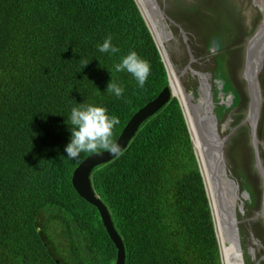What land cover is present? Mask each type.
Wrapping results in <instances>:
<instances>
[{"label":"trees","instance_id":"obj_1","mask_svg":"<svg viewBox=\"0 0 264 264\" xmlns=\"http://www.w3.org/2000/svg\"><path fill=\"white\" fill-rule=\"evenodd\" d=\"M110 35L120 48L115 56L98 51ZM133 50L150 62L147 84L140 88L130 74L113 71L125 96L108 95V69ZM215 72L223 75L218 67ZM168 86L135 0H0V264H116L118 251L100 212L72 182L86 158L109 149L67 158L66 120L78 103L106 106L120 118L116 144ZM91 176L125 244L126 264H222L176 98Z\"/></svg>","mask_w":264,"mask_h":264},{"label":"rangeland","instance_id":"obj_2","mask_svg":"<svg viewBox=\"0 0 264 264\" xmlns=\"http://www.w3.org/2000/svg\"><path fill=\"white\" fill-rule=\"evenodd\" d=\"M156 1L167 15L162 16L161 20L168 25L172 34L166 46L167 53L169 52L168 57L170 55L169 59L178 72L183 86L195 97L194 105L199 103L202 95L200 91L202 82L198 76H195V73L199 72L208 77L213 91V114L216 118L218 116L220 134L228 137L224 148L227 172L232 174L236 180L235 185L240 199L245 183H247L245 188L250 192V196L248 195V198L244 200V207L240 201L237 210L243 259L246 255L243 263L264 264V222L259 216L262 213L264 188L255 159L256 150L253 144L252 127L246 122L251 100L248 82L244 77L248 44L264 23V3L262 0ZM139 12L141 13L140 10ZM142 17L152 32L143 15ZM218 30L225 34L223 35L224 40L220 38ZM185 37L188 38V42ZM215 38H219L220 42L217 51L213 49ZM154 39L167 70L169 86H171L166 58L155 36ZM191 56L194 57L193 62H191ZM217 67L223 75L215 72ZM259 81L263 106L257 136L261 163L264 168V68ZM230 83L234 88L228 90L225 85ZM219 245L221 248L220 242ZM223 260L224 258L222 264H224Z\"/></svg>","mask_w":264,"mask_h":264},{"label":"clouds","instance_id":"obj_3","mask_svg":"<svg viewBox=\"0 0 264 264\" xmlns=\"http://www.w3.org/2000/svg\"><path fill=\"white\" fill-rule=\"evenodd\" d=\"M193 16H194V14H193ZM150 32H151V30H150ZM151 34H152V32H151ZM153 38H154V36H153ZM113 39H114V37L111 36V35L106 37V39L103 41V43L98 45V51L100 53H104V54H107V55H110V56H115L116 54H118L120 52V48L113 43ZM87 65L88 64H86V66ZM108 70L111 73L112 79H111L110 83L108 84L107 94L111 95V96H114V97H116L118 99H123L124 98L126 89H125L124 86H122L121 84L116 82V80L113 77V71L115 73H125L126 72V73L130 74L132 77L135 78V80H136V82H137V84H138V86L140 88H144L145 87V85L147 84L148 79H149V77L151 75L150 62L147 61L146 59H144L143 57H141L140 54L138 52L134 51V50L129 52L127 55L123 56L119 63H116L115 65H113L112 69H108ZM244 77H245V75H244ZM259 88H260V83H259ZM259 91H260V94H261V88H260ZM172 98H176L178 100V102H179V104L181 106V109L183 111V115L185 117L186 125H187V128H188L190 144H191V148H192V152H193V156H194L195 160L197 161V170L201 174V177H202V180H203V186H204L203 188H204V191H205V196H206L207 203H208V206H209V209H210V213H211V215L213 217L214 228H215L214 231H215L216 239H217V242H218V248H219V251H220V256H221V261H222V252H221V248H220V245H219L220 241H219V237H218V231H217L216 222H215V218H214V214H213L212 204H211V201H210L209 195H208L207 184H206V179H205L204 172L207 174L206 165L210 166L211 162H213L216 158H220L219 163H220V166H221V171L224 174V181H225L226 187H227V189H229V191L232 192L233 196H234L235 193L238 196L237 187L235 185V181L236 180L232 177V174L227 172L228 169H227V163H226V158H225V152H224V157H220V155H218L216 152L212 153L211 144H210V135L211 134H217V135H219L221 137V139H226V141L224 143V148H225L226 144H227V141H228V137L227 136L223 137L220 134L218 127H217L218 130H216L214 133L210 132V130L208 132H206L204 127H203V122H202L201 123L202 124L201 131H203V133H204V137H203L201 135L197 125L195 124V126L197 128L196 136H197V139H198V142H199V148L202 151V164H201V161H200L199 156L197 154V150H196V146H195V143H194L193 135H192V132H191L190 124H189L188 118H187V116L185 114V110H184L183 104L181 103V101L177 97H172ZM222 105H224V104H222ZM164 107H162V108H164ZM156 114H154V115H156ZM217 118H218V116H217ZM146 120H148V118H146ZM217 120L219 121V119H217ZM144 122L141 124V126L144 124ZM246 122H248V121H246ZM66 123H67V125H69V130L71 132L70 142L65 147V152L67 153V158L72 159V160H76V159H78L80 157V155L82 153H94V152H97L101 148L109 149V150L103 151V152H108L109 151V152H112L113 154H117L119 152V150H120L119 146L116 145L115 143H113L112 136H113V131H114L115 127L120 124V118H119V116H117L115 114H111L110 110L106 106L97 105V104H89V103H86V102L78 103L77 106H74V107L71 108L70 115L67 117ZM206 126L207 127H211L212 125L209 126V124H206ZM203 140L206 141V143H205L206 149L205 150L203 149V146H204ZM129 143L130 142H128L126 148L128 147ZM207 150H208V152H207ZM103 152L96 153V154L100 155ZM92 155H95V154H92ZM255 159H256V157H255ZM260 159H261V157H260ZM96 167H98V166H95L93 168V170ZM90 181H91V188L93 190L95 198L98 201H100L105 206L107 212H109L110 215H111V212H110L109 208L102 201L101 196L92 187V184H93L92 176H90ZM185 184L186 183H185V180H184V177H183V173H181V175L178 178V187H179V192H180L181 198L186 201V194H185L186 186H185ZM241 191H242V199L243 198L247 199V198H245V195H247V197H248V195L250 196L249 190L242 189ZM198 198L203 199L202 193H201V195H199L191 203L196 202V200ZM238 198H239V196H238ZM89 204H91V203H89ZM242 204H243V207H244V200H242ZM91 205H93V204H91ZM94 207H96V206H94ZM98 211L100 212L99 209H98ZM100 215H101V212H100ZM236 215H237V219H238L239 214L236 213ZM101 217H102V215H101ZM111 218H112V215H111ZM112 220H113V218H112ZM102 221H103V218H102ZM103 224H104V222H103ZM236 229H237V232H238V237H239V242H240L241 241V238H240L241 231L239 233L238 225H237ZM107 233H108V231H107ZM108 235H109V233H108ZM118 235L120 236L119 233H118ZM121 239H122V237H121ZM111 241L113 242L112 239H111ZM122 241H123V239H122ZM114 245L116 247L115 243H114ZM124 246H125V244H124ZM116 249H117V247H116ZM241 249H242V246H241ZM125 250H126V248H125ZM117 251H118V249H117ZM245 260H246V255L244 257V261Z\"/></svg>","mask_w":264,"mask_h":264},{"label":"bare ground","instance_id":"obj_4","mask_svg":"<svg viewBox=\"0 0 264 264\" xmlns=\"http://www.w3.org/2000/svg\"><path fill=\"white\" fill-rule=\"evenodd\" d=\"M135 1L138 3L140 10L146 18L148 25L151 27L152 32L160 45L161 52H163V55L166 58L173 94L183 104L185 114L190 124L197 154L202 164V151L199 148V142L196 136L197 128L195 126L193 113L189 106V101L187 99V94H189V92L183 86L181 80L179 79V76L177 74L178 72L175 70L171 59H169L170 55L168 57L169 52L167 53L166 46L168 44V41L172 38V34L169 30L168 25L164 22V20H161L162 17L161 19L159 18L161 14H163L164 16L167 15L163 11L161 5H157L159 7V12L153 7V0ZM262 2L264 3V0H262ZM262 46L263 48L261 53H254L249 61L247 59V65L245 70V75H247L249 79L251 78V81H254L256 79L257 84L260 83L259 80L257 81V75L262 59L264 58V43L262 44ZM260 75L261 74H259V76ZM195 76H198L201 82L203 78L207 79L206 82L202 83L201 85L200 91L202 95L201 99L199 100V103L194 105L195 111H197L198 119L203 122V127L205 131L208 132L210 130V132L214 133L216 130H218V121L215 115L213 114V91L211 89V85L209 84L207 75H203L198 72L195 73ZM189 96L190 101L194 104L195 97L191 93ZM206 124L212 126L207 127ZM219 160L220 158H216L213 162H211L210 166L206 165L207 174L204 172V175L206 179L209 199L212 204L213 214L218 231V237L223 252V263L244 264L243 252L241 249V244L239 242L238 232L236 229L237 225L239 227V221L237 219L236 213L239 207V202L242 201V198H238L236 193L233 196L232 192L227 189L224 181V174L221 171ZM245 198H248L247 195H245ZM243 200L246 199L243 198ZM232 204H234L235 206Z\"/></svg>","mask_w":264,"mask_h":264},{"label":"water","instance_id":"obj_5","mask_svg":"<svg viewBox=\"0 0 264 264\" xmlns=\"http://www.w3.org/2000/svg\"><path fill=\"white\" fill-rule=\"evenodd\" d=\"M136 4L138 6L137 2ZM152 5L159 12V7H158L159 5L157 4L155 0L152 1ZM162 16L164 15L161 14L159 18L161 19ZM185 39L188 41L187 37H185ZM263 43H264V23H262L258 32L255 34V36L250 40L248 44V51H247L248 61L251 59L254 53L256 54L261 53L262 48H263L262 46ZM219 47H220L219 39L215 38L214 43H213V49L217 51ZM193 61H194V57L191 56V62ZM263 68H264V58L262 59V62L259 68V72L257 75L258 76L257 81L259 80V74H261V72L263 71ZM245 79L248 81V92H249L250 100H251L249 116L247 117L246 121H248V123H250L252 127L253 144L256 150V161H257V166H258L260 175L263 179V188H264V168L262 166L261 159H260V153H259V147H258L259 142H258V136H257L258 123L261 117V110L263 106V99L259 91L260 90L259 83L258 84L256 83V79L254 81H251V78L249 79L247 75H245ZM189 95L190 94H187V99L189 101V106L193 113L195 124L197 125L201 135L204 137V133L203 131H201L202 122L198 119L197 111H195V106L190 101ZM172 97H174L172 88L171 86H168L155 101L148 104L145 108H143L140 112H138L133 117V119L130 121L127 128L123 131V133L121 134V136L119 137L116 143V145H118L120 149L117 154H113L112 152L108 151V152H103L100 155H97V154L91 155L84 162L81 163V165L77 168V170L74 173L73 180H72L74 187L76 188L80 196H82L88 203L93 204L100 210L105 228L108 231L110 238L116 244V247L118 249V258H117L116 264H126L125 246H124V243L121 237L118 235L116 228L114 227V223H113L110 213L107 212L105 206L95 198V195L91 188V181H90L91 173L95 166H100V165L110 162L111 159H113L118 154H120L122 151H124L128 142L131 141L132 135L136 133V131L139 129L141 124L146 120V118H150L154 114L158 113L162 107H164L167 103H169ZM225 141L226 139H221L219 135L211 134L210 144H211L212 153L216 152L218 155H220V157H224L223 150H224ZM203 143H204L203 149L205 150L206 141L203 140ZM261 208H262V213L259 214V216L262 218L264 222V190H263V201L261 204Z\"/></svg>","mask_w":264,"mask_h":264}]
</instances>
